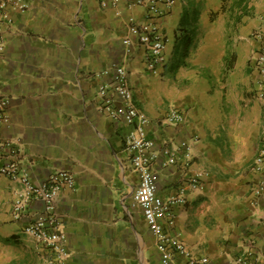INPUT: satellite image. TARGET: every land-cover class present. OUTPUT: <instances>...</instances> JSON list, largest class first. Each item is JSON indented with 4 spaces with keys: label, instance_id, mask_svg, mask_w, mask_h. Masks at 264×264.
I'll return each mask as SVG.
<instances>
[{
    "label": "crops",
    "instance_id": "obj_1",
    "mask_svg": "<svg viewBox=\"0 0 264 264\" xmlns=\"http://www.w3.org/2000/svg\"><path fill=\"white\" fill-rule=\"evenodd\" d=\"M23 1L26 7L10 11L3 33L0 96L7 99V121L0 124V167L16 160L35 181L58 169L73 173L74 188L56 202L67 264H161L155 236L130 204L139 180L127 150L133 124L98 108L96 88L108 78L92 74L113 64L125 66L133 104L149 119L158 199L202 172V188L187 190L165 230L206 264H264V197L254 194L264 166L253 168L263 142L264 102L255 93L252 64V34L264 31V0L232 2V10L245 9L231 19L210 17L221 0H175L156 20L167 41L165 61L154 72L143 48L122 43L129 17L142 20L143 7H130L129 0L116 6ZM172 108L183 122L160 123ZM181 141L192 153L188 165L165 164L161 149ZM20 187L0 173V264H46L49 253L22 231L26 219L11 217Z\"/></svg>",
    "mask_w": 264,
    "mask_h": 264
},
{
    "label": "built area",
    "instance_id": "obj_2",
    "mask_svg": "<svg viewBox=\"0 0 264 264\" xmlns=\"http://www.w3.org/2000/svg\"><path fill=\"white\" fill-rule=\"evenodd\" d=\"M101 4L110 2L118 5L120 0H98ZM175 0H129L128 6L144 8V18L136 20L129 17L128 34L122 43L127 48L136 45L144 49L146 66L151 71L165 61L167 38L161 30V20L170 12ZM26 7L23 0H0V65L5 48L4 30L11 23L9 16L12 10H23ZM253 38L257 46L252 56L254 70L258 74L257 98L264 102V31L255 30ZM95 79L107 77L96 88L99 98V110L114 121L133 124V129L127 137V150L130 154V164L138 175V184L131 193V207L141 210L149 230L156 238L157 250L161 264H178L174 262L175 255L186 259L184 264H206L207 258H194L189 250L176 237L165 230L173 225V209L186 201L187 190L202 188V172L190 176L185 186L177 189L176 193L166 200H159L156 194L155 174L153 164L158 156L153 150L154 142L146 136L148 117L133 104L132 92L128 85L127 70L123 64H113L107 68L95 71ZM184 115L177 109H170L159 118L162 124L177 125L182 123ZM7 121V99L0 96V124ZM263 142L253 161L254 170L264 166V132ZM3 145L0 142V146ZM161 154L166 157L165 164L181 163L185 166L191 160L192 153L189 144L181 141L172 147H163ZM181 154L182 157L179 156ZM0 173L16 180L21 185L15 192L11 202V217L23 222L22 231L31 236L48 253L46 264H67L69 252L66 248V232L62 217L57 212L56 202L59 195L72 190L75 178L71 171L58 169L44 179L35 181L26 173L20 171L16 160L0 167ZM256 197H264V181L254 188ZM40 207L36 208V205ZM34 210H33V209ZM236 263V262H235Z\"/></svg>",
    "mask_w": 264,
    "mask_h": 264
},
{
    "label": "rangeland",
    "instance_id": "obj_3",
    "mask_svg": "<svg viewBox=\"0 0 264 264\" xmlns=\"http://www.w3.org/2000/svg\"><path fill=\"white\" fill-rule=\"evenodd\" d=\"M243 2L244 0H221V5L217 8L216 12L211 13V18L215 19L217 17H222L223 19H231L238 17V14L240 11H244L245 7L243 5H239L238 8H232L230 7L232 2ZM248 1V0H247Z\"/></svg>",
    "mask_w": 264,
    "mask_h": 264
}]
</instances>
